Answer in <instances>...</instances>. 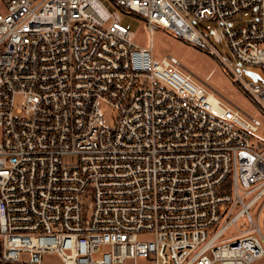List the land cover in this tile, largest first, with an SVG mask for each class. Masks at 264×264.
Returning a JSON list of instances; mask_svg holds the SVG:
<instances>
[{
  "label": "built area",
  "instance_id": "1",
  "mask_svg": "<svg viewBox=\"0 0 264 264\" xmlns=\"http://www.w3.org/2000/svg\"><path fill=\"white\" fill-rule=\"evenodd\" d=\"M111 1L213 56L195 23H216L262 70L222 61L264 114V0ZM242 114L99 0H0V264H264L261 122Z\"/></svg>",
  "mask_w": 264,
  "mask_h": 264
},
{
  "label": "rangeland",
  "instance_id": "2",
  "mask_svg": "<svg viewBox=\"0 0 264 264\" xmlns=\"http://www.w3.org/2000/svg\"><path fill=\"white\" fill-rule=\"evenodd\" d=\"M99 1L108 11L112 13L119 12L120 24L132 33L133 43L137 47L150 50L152 56L158 61L166 57L176 59L182 66L184 73L191 74L192 80L202 85L210 93H214L217 100L228 102L233 107L238 108L243 113V116L245 114L261 122V127L250 136L254 146L264 147V114L255 107L251 99L234 83L222 61L239 72L241 78L248 84L252 82V79L245 75L246 72H252L261 79H263V72L259 68L236 66L226 42L224 40L216 42L212 36L213 31L218 28L216 23H195V27L199 31H205L206 34H209V43L212 50L216 53V56H213L210 51H200L192 44L174 37L161 28L149 32L144 20L138 15L118 10L111 0ZM216 58L219 59V62ZM107 112L108 116L111 117V112L109 110ZM259 226L264 236L263 217L259 221ZM43 264H61V262L58 258L51 255L43 257Z\"/></svg>",
  "mask_w": 264,
  "mask_h": 264
},
{
  "label": "water",
  "instance_id": "3",
  "mask_svg": "<svg viewBox=\"0 0 264 264\" xmlns=\"http://www.w3.org/2000/svg\"><path fill=\"white\" fill-rule=\"evenodd\" d=\"M213 36H214V40H215L216 42H218V41H219V36H217L215 33L213 34ZM245 75H246L247 77L251 78L253 82H256L257 79H259L254 73L249 72V71H248L247 73H245Z\"/></svg>",
  "mask_w": 264,
  "mask_h": 264
}]
</instances>
